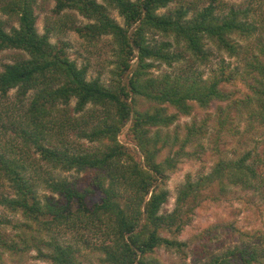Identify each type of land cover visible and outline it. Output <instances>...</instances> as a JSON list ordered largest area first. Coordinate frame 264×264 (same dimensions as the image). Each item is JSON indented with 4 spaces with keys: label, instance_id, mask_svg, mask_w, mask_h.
Returning <instances> with one entry per match:
<instances>
[{
    "label": "trees",
    "instance_id": "trees-1",
    "mask_svg": "<svg viewBox=\"0 0 264 264\" xmlns=\"http://www.w3.org/2000/svg\"><path fill=\"white\" fill-rule=\"evenodd\" d=\"M54 1L56 15L75 11L89 21L70 29L90 48L111 37L116 47L114 80L109 86L99 78L88 80L89 69L78 67L65 47L51 42V27L38 32L37 0H0V10L19 23L7 30L0 16V52L16 49L29 56L0 71V183L7 182L13 195L0 194V205L24 220L15 223L19 233L3 243L5 250L12 255L35 250L51 264H83L79 258L85 249L100 254L102 264H152L149 257L159 248L182 253L187 247L163 233H181L210 192L217 189L221 195L239 187L264 193V175L249 163L253 151L234 160L215 149L213 171L196 180L189 176L178 190L176 208L161 213L169 198L168 173L183 158H200L210 122L215 123L217 141L238 131L232 111L224 116L221 109L214 118L186 124L182 135L164 132L178 115L191 116L197 106L207 110L212 103L230 102L264 123V46L244 71L225 60L207 78L199 70L211 62L208 44L230 58L243 55L236 39H248L257 31L247 11L231 9L223 15L211 4L163 14L160 11L172 0ZM112 10L119 12L124 25ZM158 34L169 40L149 37ZM183 61L188 65L177 73L153 72L158 65L172 67ZM239 83L252 94L240 98L227 89ZM14 89L16 100L11 102ZM73 99L75 112L85 114L73 115L60 107H69ZM140 101L149 107L140 110ZM88 105L97 108L86 111ZM170 108L177 113H170ZM128 123L141 160L118 140ZM73 135L96 146L85 147ZM7 136L11 137L6 140ZM164 151L169 154L161 160ZM255 158L264 161V153ZM72 171L83 177L56 175ZM96 192L101 201L89 206L88 198ZM231 226L213 225L202 238L215 241ZM259 239L221 253L205 251L203 264H264V236Z\"/></svg>",
    "mask_w": 264,
    "mask_h": 264
},
{
    "label": "rangeland",
    "instance_id": "rangeland-1",
    "mask_svg": "<svg viewBox=\"0 0 264 264\" xmlns=\"http://www.w3.org/2000/svg\"><path fill=\"white\" fill-rule=\"evenodd\" d=\"M102 2V0H98ZM213 4L218 8V13L223 15L228 14L231 9L243 10L249 13V23L257 28L256 33L248 39L239 40L236 39L243 47V55L239 58H230L226 52H220L218 49L211 45H207L211 62L207 66L199 67V70L205 73V78L209 76V71L216 67L222 60L232 64L233 67L239 66L243 71L247 67V62L250 61L253 55H261L260 48L264 46V0H172L169 7L162 9L160 13H168L170 10L179 9L180 7H198L205 8ZM56 3L54 0H37L35 11L37 15V29L40 34L46 32L47 27L53 29L51 35V42L60 47H65V51L68 52L70 59L76 61L78 67L86 66L88 70V80L99 78L102 83L109 86L114 80L112 72L115 69L116 61L115 57V45L112 42L111 37L105 38L99 43L96 48H90L88 43L80 37V35L71 30L70 27L76 23L77 26L85 25L89 21L81 16L78 12L67 11L61 16L56 15L54 12ZM193 10L191 11L190 17ZM70 16H65L67 14ZM194 13V12H193ZM112 16L121 24L124 25V19L120 16L117 10L111 11ZM1 18L8 23L7 30H10L11 26L19 27V23L16 18L11 19L8 14H4L0 10ZM69 18V21H67ZM61 24H63L61 26ZM153 41L169 40L163 38L162 35L157 36L149 35ZM236 38V37H234ZM171 41H173L171 39ZM247 57H245V56ZM25 56L29 58L23 52L16 49H9L0 52V71L3 70L5 64L14 63L16 59ZM188 65L187 61L181 63H175L172 67L164 64L158 65V69H154L155 75H163L166 73L178 72L182 68ZM247 76V75H246ZM250 80V79H249ZM60 85V84H58ZM228 90L236 91L237 97L244 98L246 95L252 94L242 83H239L237 87H229ZM35 92L29 93V97H34ZM17 90L14 89L10 92L11 102L15 101ZM77 101L72 100L69 107L60 105L61 108H67L71 114L80 116L85 113H76ZM149 107L148 102L140 101L138 108L145 110ZM97 107L88 105L86 111H93ZM223 110V115L227 116L229 110L231 115L235 119L234 126L238 131L222 136L217 141L216 130L214 128V121L209 124L210 134L207 139L203 141L204 151L200 154V158H183L177 165L175 171L168 173L169 180L165 189L169 191L168 202L163 205L161 209L162 214L172 212L177 205L178 190L183 185L189 176L196 180L202 175L210 174L213 171L214 165L217 161L216 152H221L222 155L228 159H238L247 151H253L252 160L255 169L264 175V161H260L255 158V154L264 153V123L258 117L250 118L249 113L243 106H231L230 102L212 103L209 109L204 110L196 107L191 116L178 115L179 119L170 128H165L164 132H169L171 135L179 131L182 135L185 133V125L191 124L193 121H202L203 119L212 116H216ZM102 109L98 107L97 111ZM170 113H177L174 108H170ZM128 123L122 130L118 137L119 142L128 148L136 155V159L141 160V153L136 143L132 139L129 133ZM154 128L153 131H156ZM212 136V137H211ZM11 136H7L6 140ZM76 142L84 145L85 147H93L96 144L89 143L88 140H81L76 136H71ZM4 140V142L6 141ZM6 144V143H5ZM217 147V148H216ZM194 151L195 148H191L190 151ZM168 151H164L161 155V160L165 159L168 155ZM257 160L255 162L254 160ZM58 177H66L69 180L83 177L81 174L75 172L69 173H57ZM217 191V192H216ZM210 192L208 194L210 198L205 199L196 207L192 220L183 229V231L177 235L169 232H164L163 235L170 239L178 240L185 243L187 247H182V253L177 250H168L166 248H159L153 254L150 255L149 261L152 264H203V261L207 259V252L221 253L229 248H233L236 245H243L246 243H254L262 236H264V193L254 189H244L239 187L227 188V191L219 195V191ZM0 194L12 195L9 184L6 182L0 183ZM13 196V195H12ZM101 193L91 195L88 198V205L92 206L94 203L101 201ZM217 197V198H215ZM21 214H14L4 206L0 205V264H51L38 257V253L35 250L20 254H11L5 248L2 247L3 243L11 242L15 236L19 233L14 228L16 222H23ZM228 225L224 232L218 236L217 240L203 239L205 232L211 229L213 225ZM223 231V229H221ZM228 233V234H226ZM71 239V238H69ZM259 239V240H260ZM100 254L92 252L88 249L83 251V256L79 258L83 264H102L100 261Z\"/></svg>",
    "mask_w": 264,
    "mask_h": 264
}]
</instances>
